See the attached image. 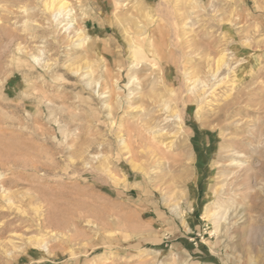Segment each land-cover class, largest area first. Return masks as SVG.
<instances>
[{"label": "rangeland", "instance_id": "obj_1", "mask_svg": "<svg viewBox=\"0 0 264 264\" xmlns=\"http://www.w3.org/2000/svg\"><path fill=\"white\" fill-rule=\"evenodd\" d=\"M65 1L0 0V264H264V0Z\"/></svg>", "mask_w": 264, "mask_h": 264}, {"label": "bare ground", "instance_id": "obj_2", "mask_svg": "<svg viewBox=\"0 0 264 264\" xmlns=\"http://www.w3.org/2000/svg\"><path fill=\"white\" fill-rule=\"evenodd\" d=\"M43 9L46 12H49L53 16H60L62 15L64 9H66L67 2L65 0H42ZM68 26V25H67ZM70 26V25H69ZM224 63L223 57L217 59V66H221ZM214 75V74H213ZM198 82V81H197ZM199 83V82H198ZM202 88V87H201ZM193 89V88H192ZM212 93V92H211ZM175 117V116H174ZM178 117V114L176 115ZM178 119V118H177ZM221 191V190H220ZM221 195V194H220ZM225 196V195H223ZM218 200V199H217ZM216 200V201H217ZM220 200V199H219ZM215 203V202H214ZM220 203V202H219ZM227 205V204H226ZM216 207V206H215ZM221 207V206H220ZM222 208V207H221ZM220 208V209H221ZM216 209H218L216 207ZM219 209V210H220ZM227 210V209H226ZM225 212V210H224ZM218 215V213L214 212L211 216ZM223 216V215H222ZM220 219V218H219Z\"/></svg>", "mask_w": 264, "mask_h": 264}]
</instances>
